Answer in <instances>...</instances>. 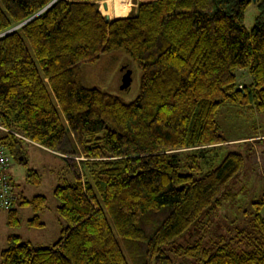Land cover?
Masks as SVG:
<instances>
[{
    "label": "trees",
    "instance_id": "trees-1",
    "mask_svg": "<svg viewBox=\"0 0 264 264\" xmlns=\"http://www.w3.org/2000/svg\"><path fill=\"white\" fill-rule=\"evenodd\" d=\"M99 6L0 0L3 175L14 192L7 149L21 152L24 140L83 156L82 167L65 156L75 179L54 188L67 223L60 239L44 247L9 233L0 264H264V190L240 203L235 232L211 246L203 220L251 189L253 144L231 142L218 114L229 105L264 112V0L140 1L113 18ZM113 51L141 71L131 101L85 81L83 64ZM242 70L249 85L238 81ZM261 129L248 124L244 138ZM26 180L38 184L40 174L28 168ZM14 195L11 227L20 223L15 202L34 211L47 203ZM28 224L43 225L38 214ZM195 230L199 237L177 242Z\"/></svg>",
    "mask_w": 264,
    "mask_h": 264
},
{
    "label": "rangeland",
    "instance_id": "rangeland-1",
    "mask_svg": "<svg viewBox=\"0 0 264 264\" xmlns=\"http://www.w3.org/2000/svg\"><path fill=\"white\" fill-rule=\"evenodd\" d=\"M127 1L128 0H99V10L103 15H108L109 18H111L117 15L114 13L117 8L122 7L126 9ZM130 1L132 3V0H129V6ZM103 4L107 5L106 9ZM256 13V6L254 3H251L245 11L244 16V22L248 29L253 26ZM122 65H125L131 71V81L126 89L120 88L122 79L120 67ZM82 70L87 85L98 86L125 101L133 100L138 94L141 71L132 58L121 51L105 53L95 62H86L83 64ZM238 79V81H242L245 85H249L250 83L249 76L248 78L240 76ZM235 107L239 109L237 106L229 105L221 108L219 111L218 121L221 125L222 133L225 136L229 138L244 137L248 124L250 128V125H256L257 123L262 125L259 134L264 132V112L259 113L255 110L249 112L247 110L245 113L240 111L236 113ZM0 134H3V132L0 131ZM254 136L255 135H249V137ZM20 151L21 152L18 153H12L7 149V153L10 156V167L12 169L10 173L13 178L14 192L17 193L22 191L27 197H32L37 194L44 195L47 199V203L42 210L34 211L29 206L20 207L18 203L15 202L14 207L18 211L20 223L14 227L6 224L7 209L0 208V250L7 245L6 236L9 233L19 234L23 240H28L33 245L44 247L52 246L60 239L62 230L67 226V223L57 211V206L60 202L54 195V188L64 182L74 181L75 170L70 160H72V162H80V158H83V156L69 157L70 160H68V157L66 158L59 151L49 148H40L25 140L21 141ZM21 156L26 157V164L19 161ZM248 160L250 159L248 158ZM78 165L82 167L81 164L78 163ZM28 168L35 169L40 174V182L38 184H32L26 180V170ZM255 194L256 192L254 193L252 189H249L245 194L243 202H241L242 195L237 194L236 200L233 197V201L230 200V202L225 203L224 208L226 210L224 212L222 209H218L213 213L204 215L203 220L208 223L205 228L204 243L211 246V242L219 240V237L228 238L233 234L235 232V227L239 226L238 222L243 218L242 212L240 213V211H238L239 213L237 212L236 216L235 211L238 210L240 203L244 207H247V200ZM258 194L259 192L256 195ZM262 213L264 215V207L262 208ZM34 214H38L39 220L43 225L30 226L28 224V220L32 218ZM235 218L236 222H234ZM186 234L187 233L181 235L177 242L186 243L187 241H192L199 237L200 233L195 230L194 232H190L191 235L187 236ZM188 264L195 263L190 261Z\"/></svg>",
    "mask_w": 264,
    "mask_h": 264
},
{
    "label": "crops",
    "instance_id": "crops-1",
    "mask_svg": "<svg viewBox=\"0 0 264 264\" xmlns=\"http://www.w3.org/2000/svg\"><path fill=\"white\" fill-rule=\"evenodd\" d=\"M140 1H149V0H132V3L130 1V6H129V0H128L126 3V9L122 8V7L117 8L114 13L117 14L116 16H124L125 14H127V12L131 8L136 9L137 4ZM131 5H132V7H131ZM116 16H112V17L110 16V17L113 18ZM246 73H247L246 71L242 70V71H240V76H242V77L245 76L248 78V75ZM240 82L242 83V81H240ZM242 140H248V142L253 144L255 151L252 154V164L256 169L254 172H251V174L248 173L247 178L249 180L248 182L250 184L252 191L254 193L255 192L260 193L261 190H264V135L258 133L254 137H248V138L234 137V138H231V142H238V141H242ZM28 142H31L40 148L47 149L46 147H44L38 143H35L32 141H28ZM64 155H67V154H64ZM67 156H70V155H67ZM70 157H73V156H70ZM21 158H22V156L20 157V159ZM10 166L8 167L9 173H10V170H12Z\"/></svg>",
    "mask_w": 264,
    "mask_h": 264
},
{
    "label": "built area",
    "instance_id": "built-area-1",
    "mask_svg": "<svg viewBox=\"0 0 264 264\" xmlns=\"http://www.w3.org/2000/svg\"><path fill=\"white\" fill-rule=\"evenodd\" d=\"M239 87H241V85H239ZM7 162L8 156L4 153V148L0 146V208H9L15 199L11 185L7 182L2 173V168Z\"/></svg>",
    "mask_w": 264,
    "mask_h": 264
},
{
    "label": "water",
    "instance_id": "water-1",
    "mask_svg": "<svg viewBox=\"0 0 264 264\" xmlns=\"http://www.w3.org/2000/svg\"><path fill=\"white\" fill-rule=\"evenodd\" d=\"M104 7L106 8V4H104ZM107 18H109L108 15H106ZM19 25L15 26V27H18ZM14 27V28H15ZM120 70L122 71V79H121V85H120V88L121 89H126L129 84H130V81H131V71L130 69H128L125 65H122L120 67ZM64 155V154H63ZM64 156H67V155H64ZM83 158H80V160H82ZM79 160V161H80Z\"/></svg>",
    "mask_w": 264,
    "mask_h": 264
},
{
    "label": "bare ground",
    "instance_id": "bare-ground-1",
    "mask_svg": "<svg viewBox=\"0 0 264 264\" xmlns=\"http://www.w3.org/2000/svg\"><path fill=\"white\" fill-rule=\"evenodd\" d=\"M103 6H104V4H103ZM107 6V5H106ZM105 8V7H104ZM106 9V8H105Z\"/></svg>",
    "mask_w": 264,
    "mask_h": 264
}]
</instances>
